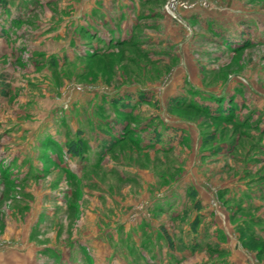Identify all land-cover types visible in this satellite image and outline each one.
Segmentation results:
<instances>
[{
    "label": "rangeland",
    "instance_id": "obj_1",
    "mask_svg": "<svg viewBox=\"0 0 264 264\" xmlns=\"http://www.w3.org/2000/svg\"><path fill=\"white\" fill-rule=\"evenodd\" d=\"M174 1L0 0L19 264H264V0Z\"/></svg>",
    "mask_w": 264,
    "mask_h": 264
},
{
    "label": "crops",
    "instance_id": "obj_2",
    "mask_svg": "<svg viewBox=\"0 0 264 264\" xmlns=\"http://www.w3.org/2000/svg\"><path fill=\"white\" fill-rule=\"evenodd\" d=\"M104 9H107L106 7L105 8H101V9H99L98 10V12L99 11H103L104 12ZM109 8H108V10H107V12L105 13H99L98 15L100 16V18H107L106 16H108V15H106L107 13H109ZM96 11V10H95ZM111 11V10H110ZM85 12V11H84ZM97 13V12H96ZM109 18H108V20H110V16H108ZM104 22H106V21H104ZM109 22V21H108ZM111 24V23H110ZM122 26V25H121ZM107 28H111L110 30H112V32L111 33H113V34H110L111 36H116L117 34H114V33H116V32H114V29H117L115 26H106ZM118 29L119 30H121V28H120V26L118 27ZM128 29V27H126L125 28V30H127ZM123 30V29H122ZM121 34V33H120ZM110 36V37H111ZM119 36V35H118ZM203 205V204H202ZM18 257H19V255H18V253H14V252H10V251H6V250H2V251H0V264H19V260H18ZM26 261L28 260V259H25ZM24 264H26V263H24Z\"/></svg>",
    "mask_w": 264,
    "mask_h": 264
},
{
    "label": "trees",
    "instance_id": "obj_3",
    "mask_svg": "<svg viewBox=\"0 0 264 264\" xmlns=\"http://www.w3.org/2000/svg\"><path fill=\"white\" fill-rule=\"evenodd\" d=\"M124 42L122 41H117L115 42L116 45H122ZM78 139L77 140H72L70 142L67 143L66 145V151L67 153L73 157V158H76V159H81L83 158V153H84V149H83V146H84V140L82 138H79L77 137Z\"/></svg>",
    "mask_w": 264,
    "mask_h": 264
},
{
    "label": "built area",
    "instance_id": "obj_4",
    "mask_svg": "<svg viewBox=\"0 0 264 264\" xmlns=\"http://www.w3.org/2000/svg\"><path fill=\"white\" fill-rule=\"evenodd\" d=\"M175 1H178V0H175ZM175 1H174V3H175ZM173 6H174V4L171 5V7H173Z\"/></svg>",
    "mask_w": 264,
    "mask_h": 264
}]
</instances>
